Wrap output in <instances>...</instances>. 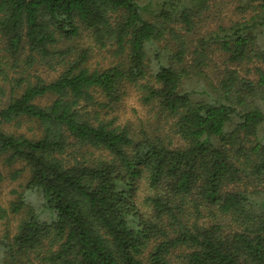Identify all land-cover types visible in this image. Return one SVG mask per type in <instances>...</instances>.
I'll list each match as a JSON object with an SVG mask.
<instances>
[{
  "label": "trees",
  "instance_id": "trees-1",
  "mask_svg": "<svg viewBox=\"0 0 264 264\" xmlns=\"http://www.w3.org/2000/svg\"><path fill=\"white\" fill-rule=\"evenodd\" d=\"M211 2L0 0V159L28 174L0 264H264V67L215 86L204 72L211 45L264 64V0L198 49ZM127 86L149 115L138 126L102 115ZM23 120L37 136L6 129Z\"/></svg>",
  "mask_w": 264,
  "mask_h": 264
},
{
  "label": "rangeland",
  "instance_id": "rangeland-1",
  "mask_svg": "<svg viewBox=\"0 0 264 264\" xmlns=\"http://www.w3.org/2000/svg\"><path fill=\"white\" fill-rule=\"evenodd\" d=\"M245 5V0H212L210 11L203 16L191 34L192 46L194 47L197 45V40L200 37L205 38L211 32L216 31L218 26L227 28L235 22L247 21L252 13L247 10V7H244ZM83 41L85 43L83 46L91 47L92 58L90 59V64L92 66L107 65L110 59L109 54L105 51L100 52L95 49L93 45L88 43L85 36H83ZM259 42L264 45V35L259 37ZM215 46L216 45H211L207 47L204 53L205 63L207 64L204 72L211 85L215 86L225 69L236 70L240 77H245L254 81L256 80L254 67H264V64L260 62L230 65L226 60V56L218 51V48ZM199 48L198 46V49ZM190 59L191 56H188L186 62L188 63ZM39 73L41 74L40 76L46 80L54 76L53 73L48 74L43 71ZM9 74H11V72H9ZM194 84L197 85L196 83ZM198 86L199 85H197V87ZM124 91V95L121 97L120 101L114 104L111 110H103L102 115L104 116L105 113H107L106 117L108 119L114 118L116 124L121 125L128 123L131 126H138L140 121L145 119L149 120L147 108L140 103L139 94L136 89L133 86H127ZM48 101V98H43L39 100V103L43 105ZM6 129L16 134H24L27 137H35L39 133L37 125L27 120L20 121L19 123L13 122L7 125ZM20 168H22V165L19 163L10 167L5 166L2 159H0V173L4 178L0 183V207L7 211L6 221L0 220V238L4 234L6 223L11 236L15 232L16 225L20 219V215L10 214L8 210L11 203L16 200V193L21 191V187L25 184L28 176L25 172L18 178L11 179L12 173Z\"/></svg>",
  "mask_w": 264,
  "mask_h": 264
}]
</instances>
